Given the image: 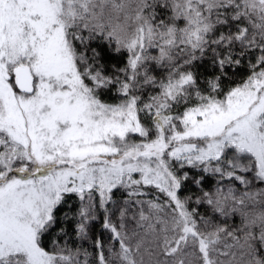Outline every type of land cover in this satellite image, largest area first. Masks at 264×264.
Listing matches in <instances>:
<instances>
[{"label":"snow or ice","instance_id":"obj_1","mask_svg":"<svg viewBox=\"0 0 264 264\" xmlns=\"http://www.w3.org/2000/svg\"><path fill=\"white\" fill-rule=\"evenodd\" d=\"M0 264H264V0H0Z\"/></svg>","mask_w":264,"mask_h":264},{"label":"trees","instance_id":"obj_2","mask_svg":"<svg viewBox=\"0 0 264 264\" xmlns=\"http://www.w3.org/2000/svg\"><path fill=\"white\" fill-rule=\"evenodd\" d=\"M125 59H126V57H124V56H119V57H117V56H108V55L105 56V60H106L107 63H109V64H117L118 66H123V64L125 63ZM199 71L202 72V73H205V74H210L209 72H207L206 67H201L199 69ZM155 74L159 75L158 72L155 73ZM190 175H195V172L194 171L191 172ZM216 179H217L216 177L208 176L206 178V181H205L204 185H203L205 190H208L210 187H214ZM224 183L226 185L227 182L225 181ZM236 186L237 187H242L240 185H236ZM189 187H192V186L189 185ZM192 190L195 191V188H192ZM119 196H120V193H117V197H119ZM73 201H75V197H73ZM193 206L195 207V205H193ZM77 207H78V203L77 202H73L72 211L75 212ZM64 211H67V208H61L59 210V212L57 213V215H59L60 213H62ZM200 211L201 212L204 211L203 207L200 208ZM100 223H101V221H97L96 224L93 226V228H92V236H93V239H95V237L97 235H100V238L102 240H104L105 243L107 244L108 243V240H107V235L108 234L101 232ZM57 227H59V225ZM68 230H69V232H72V226L71 225H69ZM62 242L63 241H61V243ZM69 243L73 247H75L77 244H82V246L84 248H87L90 252L95 253V249L91 246V242L90 241H78V240H76L74 234L72 235L71 239L69 240Z\"/></svg>","mask_w":264,"mask_h":264}]
</instances>
